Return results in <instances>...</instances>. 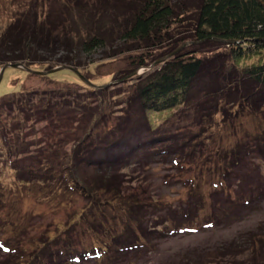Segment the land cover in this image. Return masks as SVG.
<instances>
[{
  "label": "rangeland",
  "instance_id": "obj_1",
  "mask_svg": "<svg viewBox=\"0 0 264 264\" xmlns=\"http://www.w3.org/2000/svg\"><path fill=\"white\" fill-rule=\"evenodd\" d=\"M179 1L173 2L174 17L167 35L163 36L168 40L161 41L159 47H139V50L128 51L124 50V46H122L124 52L120 51L115 56L109 57L113 52L119 51L120 44L123 43L116 42L114 39L108 43L106 48L97 49L92 54H76V58L80 59L82 66L75 69L95 84V87L84 82L71 69L75 74L68 73L65 71L66 69H60L48 75H41L36 72H28L24 65L18 68L8 67L0 80L1 124H8L9 128H16L19 120L24 121L20 124L25 128L20 140L27 136L29 147L41 144L40 151L43 153V157L49 156L48 161L56 163L58 162L56 157L60 154L69 155L71 152L69 149L74 147V143H63L61 138L66 137L65 132L63 133L65 135H58L60 132L53 125L49 126L47 122H40L36 119L31 120V113L23 114L17 99L26 89L41 90L58 86L62 88L64 84H69L71 88H77V91L83 93H86L88 86L95 89L105 88L106 91L102 98L107 103L96 104L100 109L95 107L99 117L96 120L97 124L93 135H105L102 138L107 141V147L95 150L94 153L88 151L90 154L84 155V158L77 163L74 170L75 178L81 184H87L91 180H100L101 176L98 174L99 170L96 166L101 163L98 161L102 159L104 164H111L113 161V164L108 166L114 165L112 168L121 169L114 170L120 175L116 183L120 186L121 194L124 196L132 194L135 200L147 205L138 213L141 218L145 219L147 233L154 230L152 229L154 226L158 231L156 235H149L142 251L126 252L122 250L125 246L122 243L128 242L131 235L136 239L133 230H139L135 224H131L130 228L126 227L125 209L120 205L123 202H117L118 198L115 195H106L107 191L95 183L92 184L97 185L98 188L94 189V195L89 194L88 196L85 194L86 190H76L66 186L43 189L38 184H26L27 179L20 181L17 173L3 169L0 172V196H3L6 203L0 204V264H16L19 261H22L23 264L29 262L31 264H47L46 259L49 258L56 261L55 264H65L71 260L70 258H73V254L79 253L80 255L88 249H93L96 245L103 248L104 255L82 259L79 264H181L188 258L192 261V252L195 249L198 250L196 253L204 254L201 249L208 248L214 252L218 251V256H223L224 253H221L223 250H217V248H220L223 243L230 244L234 240L253 243L252 247L257 245V249L254 248L250 252L246 247H242L240 253L235 249L231 250V247L234 246L231 244L228 247L230 250H225L228 254L226 260L221 261V264H232V258L239 264L241 259L246 260L243 263H247L248 258L253 257V254L257 259L264 258V247H262L264 242H260V239L264 237V147L258 146L256 151V139L259 136H264L263 115L261 118L244 115L238 120L233 117L230 119L223 117L222 114L217 117L213 116L210 131L206 135L201 132L198 139V142L200 139L205 140L208 145L203 153L189 161L180 159L181 162L176 165L172 159L170 161V158L162 157V150L165 148L169 150V144L160 138L166 139L167 132L169 134L175 132L177 135L183 133L182 136L189 140L187 135L200 132L198 129L202 125L199 124L198 118H203L205 121L207 118L204 116L205 109L201 110L198 105L192 103L195 100L178 110L165 111L162 115L159 114L160 116L151 114L154 115L155 123L153 125L157 129L144 125V120L136 112L133 114V120H130L131 124L127 117L119 116L120 110L115 116L112 112L118 110L115 106L117 102L124 101L134 93V79L128 78L120 82L124 76L129 75V70L130 72L137 71L138 75H141L153 66L174 57L179 51L187 50L190 45L194 47L193 49L196 51L194 54L198 56H214L217 53H224L223 60H227L229 65L233 63L232 60H229L232 58L229 41L214 38L211 40L213 43L204 45L193 39L197 27L195 12L198 0H183L184 4H180ZM35 2L36 0H0V31L4 30L17 14L31 8ZM48 2L49 0H38L33 9L37 7L40 12L45 7L44 12L46 13L49 5H52L53 10L55 8L52 18L59 20L60 12L58 11L60 10L58 8L62 9L61 3L53 1L46 5ZM108 3H110L109 7L104 9L106 19H108L106 21L108 23L109 20L117 21L118 24L114 27L121 30L126 24L125 20L130 16L123 15L122 12H125V9H120L121 2L110 0ZM122 3L125 6L128 5L127 0ZM101 9L103 8H100L99 13L102 12ZM171 42L174 43L170 44ZM174 45L177 46L173 48ZM147 49L151 51L149 52ZM57 53L61 56L65 54V51L60 49ZM51 56L49 55V57ZM149 58L153 60L150 66L136 69V63L139 60L150 61ZM163 58L165 59L159 61ZM263 58L264 49L243 62H258ZM216 61L221 62L222 60L216 59ZM5 65L6 63H0V74ZM33 69L49 70L43 64L35 65ZM88 94L90 95V93ZM114 95L115 97H112ZM10 98L15 104L9 106ZM110 103L115 105H110L109 112L106 111L104 114L103 111L108 107L106 105ZM214 108L215 106L209 107L208 111L212 112ZM111 112L112 115L108 116ZM231 121H235V123ZM30 123H34L35 126L32 127ZM70 124L74 125L73 122ZM86 126H89L88 122ZM75 127L79 128L80 125ZM79 131L78 133L74 132L75 136L71 140L84 136L83 129L80 128ZM190 140L193 143L197 142L193 137ZM244 142H250L249 147H246L251 150V155H246L244 163L236 165L234 169L230 170L229 177L225 181L223 173L226 168H222L223 162L221 156H218L220 155L218 151L222 148L230 149L234 145ZM0 144H4L1 139ZM56 144H60L59 149ZM170 155L172 156V153ZM89 156L93 159L90 161L95 164L94 166L88 165ZM34 161L35 159H28L27 156L26 162L33 163ZM229 161H231L230 156ZM145 164L146 166H144ZM61 166L60 161L57 163L58 171ZM106 166L103 167L106 168ZM109 171H113V169L109 168L105 172ZM51 189H53L52 192H50ZM194 189L197 190L195 193H193ZM197 197H199L197 201V206H200L199 211L194 220L186 227L183 226V229L179 222L181 217L177 216L180 215L178 212L181 211V206L185 211L188 207L185 205H189ZM96 201L101 205H98ZM240 201H248V203L242 204ZM105 202L108 205H105ZM154 204L159 211L154 208ZM215 206L220 210H215ZM215 211L217 213H214ZM214 214H217L216 218L219 222L217 221V224L213 226L207 225L206 221ZM106 215H108L109 222H106V217L104 222L106 226L109 225L107 229H114V235L98 224L99 220H104L103 216ZM128 218L129 222H132L131 218ZM95 225L99 226V233L95 231ZM126 229L127 232H125ZM251 233H254L253 239L256 243L250 237ZM122 234L126 237L125 240H123V236L121 239L116 238ZM106 246H108V250L105 249ZM116 246L121 249L119 250ZM109 247L111 255L114 256L110 260L106 258ZM43 254L44 256L39 258V255ZM213 258L207 255L206 261H213Z\"/></svg>",
  "mask_w": 264,
  "mask_h": 264
},
{
  "label": "trees",
  "instance_id": "obj_2",
  "mask_svg": "<svg viewBox=\"0 0 264 264\" xmlns=\"http://www.w3.org/2000/svg\"><path fill=\"white\" fill-rule=\"evenodd\" d=\"M37 1L31 8L29 7L17 14L7 27L0 31L1 64L18 63L24 65L25 69L30 68L32 71H42L33 69L35 65L42 64L47 69H53L59 65L80 68L82 64L80 59L76 58L79 53L81 55L92 54L97 49L106 48L108 43L114 39L116 42L123 43L122 45L120 44L121 49L118 47L120 50L113 52L109 57L115 56L120 51L124 52L125 49L136 51L140 49L139 47H159L161 41L166 42L168 40L167 37L164 39L163 36L167 35L175 12L173 5L175 0H127V6L122 3L126 0H116V2H121L120 9H125V12H122L123 15L128 14L130 16V18L125 20L126 24L130 23L125 24L120 30L114 27L117 26V21L109 20V23L106 21L108 19H106L107 16L104 9L106 10L109 7L110 3L108 2L110 0H53L61 3L62 9L58 8L60 10L58 11L60 12L58 15L60 17L59 20L52 18L55 8L53 10V6L49 4L53 3V1L49 0L46 4L49 5L46 13L44 12L45 7L40 12L37 7L34 8L35 10L33 9ZM179 2L184 4L185 1L180 0ZM196 4L195 17L197 27L195 28L193 39L202 42L204 45L213 43L211 40L214 38L229 41L231 45L229 50L232 57L229 60H232L233 63L229 65L227 60H223L224 53H217L214 56H198L194 54L196 51L190 45L187 50L179 51L174 57L162 64L153 66L141 75L137 74L130 77V79L135 80L134 93L124 101L117 102L116 105L107 104L106 106L108 107L103 111L106 114V111L109 112L108 108L110 105H115L118 110L112 111L114 116L120 110L119 116L127 117L129 123L131 119L133 120V114L136 112L144 120V125L155 129L156 127L153 125L155 123L154 115L152 116L151 114L162 115L165 111L178 110L185 104L195 100L192 103H195L196 106L198 105L201 110L205 109L204 112L206 114L204 116L207 118V121L203 118H198L199 124L202 125L198 129L200 132L190 133V136L187 135L189 140L182 136L183 133L177 135L175 132L173 134L167 132V135H165L166 139L160 138L169 144V150L168 148L162 150V157L170 158V161L172 159L176 165H179L180 159L189 161L203 153L208 145L205 140L200 139L198 142V139L201 132L206 135L210 131L209 128L213 116L217 117L222 114L223 117L225 116L229 119L233 117L237 120L244 115H254L258 116V118L263 115L264 117V58L258 62H243L264 49V0H198ZM100 8H103L101 13L98 12ZM142 42L144 43L142 44ZM172 43L174 42L170 44ZM122 46H124V50ZM175 46L177 45H174L173 48ZM60 49H63L65 54L59 56L57 52ZM49 55L52 56L49 57ZM149 59L150 61L147 59L139 60L136 63V69L150 66L153 60ZM216 59L222 61L217 62ZM65 71L71 74L74 73L70 69ZM128 72L129 74L132 73L130 70ZM76 89L71 88L69 84H64L62 88L58 86L41 90L26 89L24 92L22 91V95L17 99L20 111L23 114L31 113L33 117H30L31 120L36 119L40 122H47L49 126L53 125L60 132H57L58 135L66 134L65 140L61 138L63 143H74V147L69 149L71 151H69V155L66 156L62 153L56 157L57 163L61 161L62 165L59 171L56 162H49V156L43 157V153L40 151L41 144L29 147L27 136L20 140L25 128L20 126L21 122L24 121L19 120L16 128H9L8 124L2 125L0 121L2 134L0 139L4 141V144H0V172L3 169L11 170L17 173L20 181L27 179L28 182L26 184H38L43 189L66 186L76 190H86L85 194L87 196L89 194L94 195L93 192L94 189L98 188L97 185L101 186L107 191L106 195L113 194L120 199H117V202H123L120 205L125 209L126 227L130 228L131 224H135V227L139 230H133L136 239L131 235L128 242L122 243V245H125L122 250L126 252L142 251L146 240L149 239V235L154 236L158 231L153 226L152 229L154 230H150L147 233L144 224L145 219L139 216L138 212H141L143 208L145 209L147 205L135 200L132 194H128V196L121 194L120 186L116 183L117 178L120 176L117 171L121 169L112 168L114 165L109 167L108 165H112L113 161L111 164H104L101 159L98 161L101 164L96 166L99 170L98 174L101 176L100 180H91L87 184H81L75 178L74 170L77 163L84 158V155L87 156L90 151L94 153L95 150L107 147V141L102 138L105 135H93L97 124L96 120L99 117L96 108L100 109L96 104L107 103L102 98L106 89H95L88 86L86 93ZM112 97H115V95ZM13 103L15 104L13 99L10 98L8 105H13ZM214 106L215 108L212 112L208 111L209 107L212 108ZM112 112L108 116L112 115ZM34 116L36 117L34 118ZM71 122H73V126L70 124ZM87 122L89 126H86ZM231 122L235 123V121ZM78 125L80 127L76 128L75 126ZM31 126L33 127L35 124L32 123ZM80 128L83 129L84 136L71 140L75 136L74 132H80ZM64 132L65 134H63ZM14 136L15 138H13ZM122 137H124V134H122ZM191 137L197 142L193 143L190 140ZM249 144L250 142H244L243 144H236L230 149H219L220 155L218 156L222 158V168H226L224 173L221 172L225 174V181L229 177L230 170L234 169L236 165L244 163L246 155H251V150L247 148ZM56 146L59 149L60 144H56ZM258 146L264 147V136H259L256 139V151ZM259 149L262 148L259 147ZM171 153L173 157L170 155ZM27 156L28 159H35V161L33 163L26 162ZM229 156L231 161H229ZM88 160V165H95L90 161L93 160L91 156L88 157ZM104 165H107L106 168L103 167ZM109 168L110 170L113 169V171L105 172ZM196 191L194 189L193 193ZM198 199L199 197L192 200L189 205H185L188 206L185 211L181 206V211L178 212L181 216H177L181 217L179 222L183 229L196 217V213L200 208V206H197ZM202 199L203 197L201 196ZM232 202H235V200H232ZM4 203L6 202L3 196H0V204L4 205ZM240 203L247 204L248 201H240ZM106 204L107 202H105ZM154 208L159 211L156 204H154ZM215 208V210H220L219 207L215 206ZM214 213L217 212L215 211ZM127 216L131 218L132 222H129ZM216 217L217 214L212 215L206 221V224L209 226L216 225L218 221ZM103 219H100L98 224L114 235V229H107L109 225L106 226L104 222H109L108 215L103 216ZM95 231L97 233L100 232L99 226L95 225ZM125 232H127V229ZM122 236L124 237V234L116 238L121 239L123 238ZM253 236L254 233H251L250 237L252 239L254 238ZM260 240V242H264V237ZM253 241L256 243L255 239ZM231 244H234L231 250L235 249L236 251H240L242 247H246L250 252L254 248L257 249V245L252 247L253 243H242L234 240L230 244L223 243L220 248H217V250L222 249L221 253H224L225 256H218V251L214 252L213 250H208V248L201 249L204 254L196 253L198 250L195 249L192 252V261L188 258L181 264H221V261L226 260L228 252L225 250H230L228 247ZM263 244L262 247H264ZM117 248L121 249L120 247ZM102 249L100 245H96L93 249H88L80 255L79 253L73 254V258H70L71 260L65 264H79L85 258L101 257L104 255V250L102 251ZM105 249L108 250V246ZM110 251L109 247V252L106 255L108 260L114 258ZM207 255L214 257L213 261L207 262ZM43 256L44 254L42 256L39 255V258ZM231 260L233 261L232 264H239L234 258ZM46 261L47 264H55L54 262H56L51 258L46 259ZM245 261L241 259L240 264H264V258L257 259L255 254L250 259L248 258L247 263H243ZM16 264H23V262L19 261ZM28 264L31 263L29 262Z\"/></svg>",
  "mask_w": 264,
  "mask_h": 264
},
{
  "label": "water",
  "instance_id": "obj_3",
  "mask_svg": "<svg viewBox=\"0 0 264 264\" xmlns=\"http://www.w3.org/2000/svg\"><path fill=\"white\" fill-rule=\"evenodd\" d=\"M164 59H165V58H163V59H161V60H159V61H162V60H164ZM157 62H158V61H157ZM11 66H12V67H16V68H18V67H22V65H21V64H18V63H15V64L8 63V64H6V65L2 68V71H1V74H0V80H1V78H2V76H3V74H4V71H5L8 67H11ZM60 69H71V70H73L74 72H76L84 82L88 83L90 86H93V87L96 86L95 84L91 83V81H90L89 79H87L85 76H83V75H82L77 69H75V68H73V67H70V66H58V67H55V68H53V69H49V70H47V71H32L30 68H26V70H28V71H30V72H36V73L41 74V75L50 74V73L55 72V71L60 70ZM137 74H138L137 71H133V72L130 73L129 75L123 77V79H121L120 82H122V81H124V80H126V79H128V78H130V77H133L134 75H137Z\"/></svg>",
  "mask_w": 264,
  "mask_h": 264
}]
</instances>
